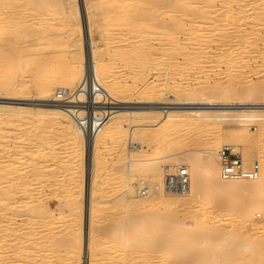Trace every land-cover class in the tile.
Returning a JSON list of instances; mask_svg holds the SVG:
<instances>
[{
    "label": "rangeland",
    "instance_id": "obj_1",
    "mask_svg": "<svg viewBox=\"0 0 264 264\" xmlns=\"http://www.w3.org/2000/svg\"><path fill=\"white\" fill-rule=\"evenodd\" d=\"M28 1L33 3H27L25 7L20 8L21 10L14 8V12H17L16 16L19 18L17 20V26L20 27V31H16V34L18 33L16 37L23 42V45H26L25 49L27 50L25 51H28V54L33 53V56L31 55L32 57L28 56L23 58L21 65L18 66L16 64L14 68H11L12 70H10L12 72L11 76H14L13 78H15L13 82L15 89H24L25 86L28 92L20 94L17 92H0V173L4 170V173L8 175L6 178H2L0 175V264H126L123 262V259L128 256H131L132 261L134 260L131 264H189L190 262L186 259H184L186 261L184 262L183 259H175L173 256H169L168 253L166 254L160 251L154 253L149 250L138 251L133 247L134 245H131V243L129 245L127 242L128 240L131 242L133 237H138L143 233L146 235V238L149 236L147 240L150 239L148 241L150 246L153 247L154 244L157 245L160 243L161 237L154 236L153 239L155 232L152 230V222L145 221V219H149L150 217H155L157 220L164 219L167 223H169L168 221H172L171 223L175 224L170 223L169 225L173 227L181 226L183 228L185 227L184 225L197 226L203 223L204 225H200V227H205L203 228L204 230L198 229L202 233L195 230L188 235L187 240L190 241L189 244L188 242L187 245L186 242L177 243L178 245H183L179 246V248L183 249H194L195 247L199 248V246L203 243L205 244L208 239H211L213 246L209 254L213 253L218 254L219 256L223 252V254L229 255L231 250L235 248V242L240 239L243 240L245 237H249V239H252L253 241L262 240V242H264V213L261 211V209H264V202L261 204V200V202L257 203L256 201H251L248 198H238L236 194H230V196L228 193L226 194L224 192L225 197L223 195L224 193L222 194L223 197L220 196L221 194L211 195L208 200L205 199L203 202L202 200L206 198V196H204L206 192L201 191L195 198L190 200L191 202L189 205L179 208L181 205L183 206L180 201L177 202V204L175 201L168 204H162L159 203V200L157 199V204H155V206L160 208L157 210L160 211V213L162 212L161 215H158L159 213L157 214V212H155L153 216H151V214L139 216L140 219H138V221L135 220V223L142 221V224L137 228V231L131 230L130 222H128L130 223L129 225L128 223L125 224L124 221H126L128 214L124 209L125 206L120 203L118 204L116 200L118 195L128 188L126 183L131 185L133 183H138L141 180H145L147 184H157V182H159L158 180L161 177H159L157 173H152L148 169L142 167H136L132 170L130 178H128L127 165L129 164V161L131 162L136 159L142 160L144 155L149 158H154V156L156 157L158 150L160 151L161 147L166 144L167 145L165 147L167 151L165 152H168L170 157L171 153H177L178 155H182L184 157H196L200 151L209 148V141L216 140V142H223V145L221 146L228 145L232 148L237 147V151L235 153L246 163L250 164L260 162L259 159L261 157L264 158V153H260L257 152L258 150H255L256 146L254 145L255 141L253 138H238L233 140L226 137L225 133L227 131L230 132L235 127H239L241 125L240 122L223 123L222 126L225 129L224 132L217 130L207 132L203 131V127H201L202 129H199L198 127L187 126V129L186 126H184L185 128L175 127L176 130L174 129V131L169 135H166V132L171 128L170 124L164 123V121L155 118H150L146 121H132L130 119H125L123 120L125 126L108 122L107 125L104 127L102 126L100 130L101 134L98 136V162L95 167V179L93 180V183L91 182L94 187L93 196L91 195V198L90 194H88L87 187L90 183V148H87L86 137L83 136L84 131L72 114L73 107H79V104L83 101V95L80 91L81 89L76 91V86V89L74 87V92L68 90L67 88L61 90L65 91L67 94L74 93L75 95L73 100L68 101L69 103H65L58 98L61 91L41 93L38 87L30 84L32 78L34 79L36 68L39 66V60L43 63L44 69H46L49 73L48 76L52 77V79L57 76L56 74L61 72L63 67H68L67 76L69 75V81H75L73 76L75 70L79 66V59L82 57L83 60H87L86 67H88L90 56H92V52L90 50L93 49V53L96 54L98 59L102 63H106L105 65L110 66V77H112L109 80L118 84L117 86H111L112 84L109 82L108 85L115 92L102 94L105 100L98 101V104L94 105V107L101 109V112H98V114L113 113L110 111H113L112 109L116 106H146L155 110L147 112L150 114H160L162 113V110L167 107L186 106L179 103L177 97L171 98V93L168 90H165V87L163 88L165 92L162 91L163 95L161 96H156V93L153 95L149 94L146 98L143 95L148 94L146 92V87L149 85L152 86V84L154 85L155 83V85L163 82H168V84L171 85L174 81L185 83L189 80H186L185 78H195L198 75L202 76V74L194 73H196L198 69H203L204 67L205 69H208L207 67H209L210 73L212 74L208 79L210 83L215 84L220 82L222 83V87L230 91L232 85L230 82L231 80H229L225 74H222L223 76L218 74L220 73L218 71L222 72L225 70L226 64H217L213 59L230 53L232 56L234 54L235 57H240L242 56V50V53H244L243 55H247L248 51L250 48L252 49L253 46L248 43L249 41H253H251V39L249 40L248 37H245V34L244 37L246 41L249 40L247 45L251 46H248L250 48L247 47V51L246 47H244L246 45H240V39L234 38L235 35H238L234 33L236 32L233 30L234 28H232L233 32L231 28L229 30L225 28L226 31H224L223 24L225 23L224 21H226V15L224 13H226L225 10L227 8L224 0H208V5L206 4L205 6L204 4L207 2L206 0H183L184 2H192L188 13H184L178 8L171 7L172 4H175L178 0H169L170 4L165 7H160L159 10L161 9V11H158V13H161L160 22L163 26L161 29H164L169 33H176L179 40L182 42L183 47H186L184 48V52L176 55V57L171 56L170 54L166 55L168 57L163 55L167 58H163L164 60L161 56H158L157 64L159 66L155 64H146V66L142 65L141 67H137V65H135L136 67L132 66V68L128 61L122 60V57L117 54L127 53L128 50H132L133 47L134 49H137L140 44H145L146 46L148 43H152L153 40H150L152 36L150 37L148 34L149 38L147 37L148 39H146V35L143 34L145 33V30L142 26L134 27L130 33L128 29H126V26H122L121 21H112L114 23L113 25L111 22L108 24V21L105 19L107 15H112L113 17L117 16L120 18L125 14L124 10L126 11L127 9L133 8L131 5H129V8L124 9L121 7L122 5L119 4L122 0H50L56 3L55 5L53 4V7L51 4H47L49 0ZM146 1L148 2L150 0H133L132 3L137 6L138 10V8L141 9L143 7H147ZM60 3L61 5H59ZM231 5H233V8L237 7L235 3H232ZM68 7H71L75 11L77 9L78 11L76 15L74 14V11L73 14L70 13V15L68 14V17H65L64 11L68 9ZM10 8L5 10L3 9L1 12L6 13V15H4L7 16ZM57 10L59 13L56 12ZM19 11L20 13L18 14ZM138 15L140 18H143L147 15V12L140 10ZM121 19L125 21V16L121 17ZM198 21L203 22L199 23ZM232 22L233 24L235 23L234 21H231V23ZM180 24L185 25V31H183L182 28L179 30L177 26ZM17 26L16 28H18ZM210 26L213 27L210 28ZM248 26L249 27H247V29L250 30L251 26ZM220 27H222V29H220ZM187 29H190L191 31L199 29L202 30L200 31L202 34L198 32L199 30L196 31L199 33L197 34L196 32L193 33ZM11 31L12 30L10 28H5V25L1 27L0 43L9 38ZM177 32H179V34ZM226 32L229 35H234L226 37L224 35ZM195 33L197 35H195ZM249 34H251V31L247 32V35ZM191 35L195 36L192 37ZM198 35L202 36L201 41L204 39V44L203 42H200L201 36ZM221 36H225L224 40H227L225 38L230 39L228 40L229 42L226 41L223 43L224 40L221 39ZM191 38H197V40H191ZM205 40H212V43L206 42ZM157 43H159V41ZM199 45L202 46L199 47ZM258 45L261 48L263 41L261 40L258 42ZM158 46L160 45H157V47ZM227 46L229 49L226 48ZM204 47H206L207 50H203ZM240 47L241 49H239ZM194 48L197 49L194 50ZM244 48L247 52L244 51ZM156 49H153L152 52L154 53ZM158 49L160 50V47H158ZM199 49L207 52L204 53ZM226 49L228 52H231L227 53ZM159 50H157V52ZM233 50L235 52H233ZM185 52H187V55L190 54L191 56L192 54L193 57L196 56V59L194 57L195 60H197L198 56L201 57V59L199 57L198 59L202 61L193 62L197 64V66L189 60L186 61V56L184 55ZM238 52H240L239 55ZM216 55L220 56L217 57ZM248 55H250V53H248ZM262 56L264 57V55ZM262 56L259 58L260 61L257 60V62L254 63L251 62V69H260V74L252 75L251 78V80L253 79L252 82L257 84L258 90L256 98L251 99L253 101L252 104L248 106L242 105L244 109H264V68L262 67L264 64L260 63L262 61L261 59H263ZM31 58L34 59V61H32L33 63L31 61L28 62ZM135 58H140V56H135ZM24 59H26V61ZM206 59L208 62H206ZM200 62L202 64H200ZM198 64L200 67H198ZM252 64L254 65L252 66ZM129 66L130 68H128ZM16 67L17 69H15ZM151 70L152 72H150ZM166 74L169 77L167 76V79L165 80ZM260 77L263 80L262 82L258 80ZM122 80H124L125 83ZM193 82L196 83V81ZM250 87L251 86L248 85L245 88V97L248 96V90ZM151 96H153V102L147 103L149 100L148 97L151 98ZM247 98L248 97L244 98V101H249ZM196 106L202 105L198 103L193 105V107ZM207 106L213 109L215 108L214 106L217 105L209 104ZM239 106V104H225L217 108H239ZM23 116L26 119L22 120L21 118ZM8 117H14L18 121L8 123L5 121ZM110 117L111 116H109V118ZM131 124L139 126L138 128H140V130H136L135 133H131L126 127V125ZM250 127L254 130L259 129L257 131H261L263 128L259 122H255ZM27 129V133L30 135L22 136L21 133L23 131L26 132ZM157 130L159 133H157ZM29 131H31V133H29ZM38 132H42L40 134L44 136H40ZM254 135H258L256 131ZM164 139H168L165 140L167 141L166 143ZM262 140L264 144V137ZM133 142L135 145L139 146L140 149L137 151H131L130 149ZM171 148H173V150ZM220 149H217V152H219ZM133 157L136 159H131ZM163 166H166V164ZM129 189H131L130 193L135 195L132 191V186L131 188L129 187ZM75 193L78 194L79 197H77ZM228 196L230 197L229 199H232L229 200L227 198ZM75 198L78 200V203H71V201ZM86 198L88 200L94 198V208L90 211V217L93 221L94 230L92 233L94 236L93 246L95 247L93 252L91 251L90 237L87 238L84 233ZM216 198L217 200H215ZM223 198L224 200L227 199L225 203ZM140 199H146V201L142 200L140 204L151 201L147 200V198ZM238 199L242 201L239 200V203V201H237ZM3 203L5 207L1 206ZM233 203L235 205L238 203L236 205H239L238 208H233ZM255 204L258 205V208L257 206L254 207L253 211L250 210L246 212L248 209L243 210L248 205L253 206ZM240 209L242 212H240ZM30 211L34 212V214L30 213ZM243 216L248 217L246 218ZM202 220H204V222H202ZM236 228H239L240 231L234 232L233 230ZM166 230L169 229L167 228ZM170 231L171 230L165 232L171 233ZM125 233H128L126 237H124V235H126ZM172 233H174L172 234L173 236L175 235V237L180 239L183 237V235L179 232V234L175 231ZM199 236H201V238L202 236H206L207 238L199 239ZM130 246H132V248ZM203 248L204 246L202 249ZM236 250H233L232 253L236 252ZM232 253L229 257L230 259L232 258L231 256L235 254ZM234 256L235 257L233 258H236V254ZM147 257H151L152 260ZM191 264H193V262H191ZM202 264H204L203 261Z\"/></svg>",
    "mask_w": 264,
    "mask_h": 264
},
{
    "label": "bare ground",
    "instance_id": "obj_2",
    "mask_svg": "<svg viewBox=\"0 0 264 264\" xmlns=\"http://www.w3.org/2000/svg\"><path fill=\"white\" fill-rule=\"evenodd\" d=\"M132 1L133 0H122L121 3H119L122 5V6L121 5L120 6L123 7L124 9L129 8V5H131V7H133L132 9H127L126 11L124 10L125 14L122 15L121 17L125 16V21L122 20L121 17L120 18H118L117 16L113 17L112 15H107V14H106L107 17H105L106 21H108V24H109L110 22L111 23H113L114 21L118 22V20H119V21H121L122 26L124 25L127 27L126 29H128L129 32L132 31L133 28L136 26H139V27L142 26V28H144V30H145V33L147 32L146 34L143 33L144 35H146V39H148L149 36L150 37L152 36L151 37L152 39L150 38V40H153L154 42L152 41V43H150V44L148 43V45H146V46H145V44L144 45L140 44V46H138L139 44L136 42L138 44L137 49H134V47H133V49L130 51L128 50L127 53L117 54L118 56L122 57V60L128 61L131 68H132V66L136 67L135 65H137V67H141L142 65L146 66V64L158 65L157 64V62H158L157 57L158 56H161L162 59L163 58L167 59L166 57H168V56H166V55H168V54L176 57V55L180 54L181 52H184V50H185L184 48H186V47H183L182 42L178 38V35L176 33H169L167 31H165L164 29L163 30L161 29L163 27L162 23L160 22L161 13H158V11H161V9L159 10L160 7H165V6L169 5L170 4L169 0H150L148 2L146 1L147 7H143L141 9L138 8V10H137V6L134 5V3H132ZM206 1L207 2L204 4V6L208 3V0H206ZM58 2H57V4H58ZM224 2H225V5L227 6V8L225 10L226 13H224L226 15L225 16L226 21H224L225 23L223 24L224 31H226V29L229 30L231 28V30H232V28H234L233 30L236 31L234 33L238 34V35H235L234 38H239L240 39V41H239L240 45L241 44H243V46L246 45V46H244V47H246V50H247L248 46L253 45L252 49L250 48L251 47L250 46V47H248V48H250V50L249 51L247 50L248 53H250V55H248V53H247V55H243L244 53H242L243 52V50H242L241 51L242 56H240V57L236 56L235 57L234 54H233V56L230 55L231 51L228 52L226 49L227 53H230V54L223 55V56L221 55V57H218L220 55H218V56L216 55L218 58L215 57L213 59L214 61H216L217 64H220V63L226 64L225 70L222 72L218 71L220 73H218V72L217 73L221 74V75L225 74L228 77V79L231 80L230 82L232 83V85H231L230 91H228L226 88L222 87V83H220V82L215 83V84H212L209 82V80H208L209 76L212 75L210 73L209 67H207L208 69H205V67H204L203 68L204 70L202 68H200L201 70L198 69V71H196V73H194V74H202V76L198 75L195 78H185V77H188V76H185L184 78L186 80L189 79L185 83L184 82H182V83L176 82V81L172 80L174 82H172L173 84H171V85L168 84V82H165V83L160 82L161 84L155 85L156 84L155 83L154 85L152 84V86L151 85H149L148 87L145 86L147 88V91L146 90H144V91H146L148 94H146V95L144 94L143 96L146 97L147 95L149 96V94L153 95L156 93H157L156 96H161V95H163L162 91H164L163 88L165 87L164 89L168 90L171 93L170 94L171 98L177 97L179 100V103L186 105L183 107H179V106L178 107H176V106L175 107H167V108L163 109L162 113H160V114H153V113L150 114L147 112H151V111H155V110L150 109L146 106H143V107H136V105H135V107L116 106V107H114V109H112L113 111H110V112H113V113H110L111 115L106 114V113L105 114H103V113L98 114V112H101L100 111L101 109L94 107V105L98 104V101H104L105 100L103 98L102 94L115 92L108 85L109 82H110V84H112L111 86H117L118 84H115L114 81L109 80L112 77V76L110 77V73H111L110 68H109L110 66L105 65L106 63L104 64V62L102 63L98 59L96 54L93 53V49L90 50L92 52V56H90V61L88 62V67H86L87 60H83L82 57L79 59V66L75 70V73L73 76V78H75L76 83H75V81H73V82L69 81V77H68L69 75L67 76L68 67H63L61 72L56 74L57 76H55L52 79V77L48 76L49 73L46 71V69H44L43 63L40 62V60H39V62H38L39 66L36 68V72L34 74V79L32 78V81L30 80L31 81L30 84H33L34 86L38 87L40 89L41 93H48V92H52V91H61V90L66 89V88L68 90L74 92L76 89V86H77L76 91L81 89L80 91L83 95L82 96L83 101L79 104L80 105L79 107H73L72 114L76 118V120H77L78 124L80 125V127L82 128V130L84 131L83 136L86 137L87 148L88 147L90 148L89 149L90 150V155H89V158H90L89 159V161H90V168H89V170H90V173H89L90 183L87 187H88V194H90L91 198L93 196V190H94L93 184H91V182L93 183V180L95 179V173H96L95 167H96V164L98 162V158H97V148H98L97 145H98V140H99L98 136H100V134H101L100 130H101L102 126L104 127L105 125L108 124V122L114 123L116 125L118 124V125L125 126L123 123V120H125V119H128V120L130 119L132 121L133 120H137V121H141V120L143 121L144 120V121H146L147 119L155 118V119H159L161 121H164V123H169L171 128H173V129L170 128V130L168 129L169 131L166 132V135L171 134L174 131L175 127L182 128L184 126H186V128H187V126L196 127V128L198 127L199 129L201 127H203V129H204L203 131H207V132L208 131L213 132L215 130L220 131V132L221 131L224 132L225 129L222 126L223 123H225V122H232V123L240 122L241 125L239 127H235L230 132L227 131L225 133L226 137H228L229 139H233V140L238 139V138L239 139L240 138L245 139V138L251 137L255 141V144H254L256 146L255 150H258L257 152L264 153V144H263V140H262V138L264 137V109L263 110L244 109V107H243V106H248V105L252 104L253 101L251 99L256 98V96H257V90H258L257 84L253 83L252 82L253 79L251 80V78H252V75L260 74V69H256V68L251 69V62L254 63V62H257V60L260 61L259 58L262 55H264L263 54L264 53V23H263L264 22V0H224ZM27 3L32 4L33 2L31 3L28 0H0V29H1V27H3L5 25V28H7V29L10 28L12 30L9 38L3 40L0 43V92H6V93L17 92L19 94L28 92L27 88H25L24 85H23L24 89H22V88L15 89V86L13 83L15 78H13L14 76L13 77L11 76L12 72L10 71V70H12L11 68H14V66L16 64L18 66L21 65L23 62L22 61L23 58H26L28 56L30 57L31 55L33 56V53L28 54V51H25V50H27V49H25L26 45H23L22 44L23 42H21V40H19L16 37L18 34V33L16 34V31L17 30L20 31V27L17 26V20L19 18L16 16L17 12L16 13L14 12V8L15 9L17 8L19 10L20 8L25 7L27 5ZM232 3L233 4L235 3L237 7L233 8V5H231ZM47 4L48 5L51 4V6H53V4L55 5L56 3H54V1L49 0V2ZM211 4H212V2H211ZM59 5H61V3ZM191 5H192L191 1L184 2L183 0H178L175 4H172L171 7L178 8L181 11H183L184 13H188ZM46 7H47V5H46ZM7 8H10L11 10L9 9L8 10L9 13L7 12L8 14H7V16H5L6 13H2L1 11H3V9L5 10ZM213 8H215V7H213ZM88 10H89V8H88ZM140 10L146 11L147 15L143 18H140L138 15V12ZM74 11H75L74 9H72L71 7H68V9H66L64 11V16L68 17V14L69 15H70V13L73 14ZM77 11L78 10L76 9V11L74 13L75 15H76ZM213 11H214V9H213ZM56 12L59 13L58 10ZM210 12H212V11H210ZM19 13H20V11L18 12V14ZM108 14H110V13H108ZM216 19H218V18H216ZM231 21H234L235 23L233 24V22L231 23ZM200 22L202 23L203 21H200ZM209 22H211V21H209ZM195 23H197V22H195ZM195 23H192V24H195ZM205 23H206V20H205ZM113 25H114V23H113ZM197 25H200V24H197ZM248 25L251 26L250 27L251 29L249 28L250 30L247 29V27H249ZM16 26L19 29L16 28ZM177 27L179 28V30L182 28L183 31H185V29H186L184 24H180ZM196 27H198V26H196ZM212 27L210 26V28H212ZM222 27H220V29H222ZM21 29H22V27H21ZM169 30H171V29H169ZM187 30H190V29H187ZM197 30H199V29H197ZM233 30H232V32H233ZM139 31H141V30H139ZM196 31H191V32L194 33ZM200 31H202V30H199L198 32L200 33ZM213 31H214V29H213ZM248 31H251V34L247 35ZM179 32H177V33L179 34ZM198 32H196V33L199 34ZM186 33H188V32H186ZM196 33H195V35H197ZM226 33L224 34L226 37H230V36L234 35V34L229 35L228 33L227 34ZM148 34H149V36H148ZM200 34H202V33H200ZM245 34H246V36H245ZM195 35H193V36L191 35V36L194 37ZM198 36H201V35H198ZM198 36H196V37H198ZM209 36H211V35H209ZM244 36L248 37L249 40L251 39V41H253V42H250L249 40L246 41ZM142 37H145V36H142ZM203 37H206V36H203ZM221 37H222L221 39L224 40V37L223 36H221ZM201 38H202V36L200 37V42L201 43L203 42V44H204L205 43L204 39H203V41H201L202 40ZM187 39H189V38H187ZM225 39H227V40H224V41L222 40L223 43H225L226 41L229 42L228 40H230L228 38H225ZM157 40L159 41V43H157L158 42ZM191 40H197V38L196 39L191 38ZM259 40L263 41V45L261 46V48L258 45V42H260ZM211 41H206V42H211ZM248 41H249V43H248ZM185 42H187V41H185ZM185 42H183V43H185ZM218 42H217V44H218ZM247 43L250 45H247ZM157 45H160V46H158V47H160V50L158 49ZM215 45H216V43H215ZM201 46L202 45H199V47H201ZM243 46H241V47H243ZM131 47H132V45H131ZM208 47H209V44H208ZM241 47L239 49H241ZM226 48L229 49L228 46ZM153 49H156L154 53L152 52ZM196 49L194 48V50H196ZM204 49L207 50L206 47H204L203 50ZM157 50H159V51L157 52ZM199 50L202 51V49H199ZM199 50H197V51H199ZM235 50H236V48H235ZM246 50L244 48L245 52H247ZM165 51H166V53H165ZM237 51H238V48H237ZM121 52H119V53H121ZM188 52H190V51H188ZM202 52L206 53L207 51H202ZM233 52H235V51L233 50ZM186 53L187 52L184 53V55L186 56L185 57L186 61L189 60L191 63H193L195 61H197V62L202 61V60H200L201 57L198 56L200 59H198V57H197V60H195L196 56H194L195 57V59H194L192 54L190 56V54L187 55ZM109 54H111V53H109ZM239 54H240V52H238V55ZM163 55H165L166 57ZM135 56H140V58H135ZM182 58H184V57H182ZM262 58L263 59H261L262 61L260 63L264 64V57L262 56ZM31 59H29L28 62L34 61V59H32V60ZM24 60L26 61V59H24ZM173 61H175V60H173ZM152 62H156V63H152ZM206 62H208L207 59H206ZM119 63H121V62H119ZM210 63H211V61H210ZM193 64H195V63H193ZM200 64H202V63L200 62ZM189 65H191V64H189ZM195 65L197 66V64H195ZM253 65L254 64H252V66ZM130 66L128 68H130ZM203 66H204V64H203ZM205 66H206V64H205ZM207 66H209V65H207ZM223 66H225V65H223ZM17 67L15 69H17ZM198 67H200L199 64H198ZM262 67L264 68V65H262ZM173 68H174V66H173ZM139 72H141V71H139ZM150 72H152V70ZM21 74H23V73H21ZM189 74H191V73H189ZM167 76L168 75L166 74L165 80L167 79ZM133 77H135V76H133ZM147 78H148V76H147ZM170 79H171V77H170ZM124 80H122V81H124ZM176 80H177V78H176ZM182 80H184V79H182ZM258 80L260 82L263 81L261 77L258 78ZM193 81H196V83H194ZM169 82H171V81H169ZM124 83H125V81H124ZM15 85H16V83H15ZM248 85L251 86L250 89L248 90L249 94H248V96H246V97H248L247 99H249V101H244L245 100L244 98H246L244 96L246 93L245 88ZM74 87H75V89H74ZM142 87H144V86H142ZM114 88H116V87H114ZM141 91H143V90H141ZM146 92H144V93H146ZM74 96H75L74 93L67 94L65 91H61L58 95V98L61 99L62 101H64L65 103H69L68 101L73 100ZM152 97L153 96H151V98L148 97L149 100L147 101V103L153 102ZM84 103H86V105H84ZM197 103L201 104L202 106L193 107V105L197 104ZM209 104H215L217 106H214L215 108L212 109L211 107L207 106ZM225 104H239L240 106H239V108H237V107L222 108V109L217 108V107H220L221 105H225ZM104 105H106V104H104ZM86 109H88V111H87L88 113L91 112V114L89 115V116H91V118L85 127V125H83L81 121L86 116ZM109 116H111V117L109 118ZM21 119L23 120L26 118H24V116H23ZM100 119L102 121H100ZM5 121L8 123H14L15 121H18V120H16V118H14V117H12V118L8 117V118H6ZM255 122H257V123L259 122V124L263 127L261 131H257L259 129L254 130L250 127ZM126 127L130 130L131 133H135L136 130H140V128H138L139 126H137V125L135 126L134 124L126 125ZM43 128H41V129H43ZM255 131L258 134L257 136L254 135ZM27 132H28V129L26 130V132L23 131L21 133L22 136L30 135ZM42 132H40V133H42ZM29 133H31V131H29ZM40 133L38 132V134L41 136L42 134H40ZM157 133H159L158 130H157ZM34 136H37V135H34ZM42 136H44V135H42ZM137 138H138V136H137ZM165 140H168V139H164V141ZM166 142L167 141H165V143ZM165 143H164V145H165ZM222 143H221V141L216 142V140L209 141V145H210L209 148L206 150L200 151L196 155V157L195 156L184 157L182 155H178L176 152L175 153L177 154V156H176V154L171 153V157H170L169 153L167 152L168 153L167 154L165 152V151H167V149L165 147L167 145L166 144L165 146H162L165 148L161 147L160 151L158 150V153H157L156 157L154 156V158H152V157L149 158L146 155H144L146 157L143 156L142 160H137L134 157L131 158V159H136V160H133L131 162L129 161V164L127 165V175L129 176L128 178H130V174H131L132 170H134L136 167L146 168L149 171H151L152 173H157L159 175V177H161V178L158 180L159 182H157V184H147V182H145V180H141L140 182L133 183L131 185L129 183H126L128 188L126 187L127 189H125L122 193H120V195H118V197H117L118 199L116 198L118 204L120 203V204L125 206L124 209L126 210V212L128 214L126 221H124L125 224L130 222L131 223V230L137 231V228L142 224V221L135 223V220L138 221V219H140L139 216L148 215V214H151V216H153V214L155 212H157V214L159 213L158 215H161L162 212L160 213V211L157 210L160 208L159 207L157 208L155 206V204H157V199L159 200V203H162V204H168V203L173 202V201H175L177 204V202L180 201L183 204V206L180 204L182 207L180 206L179 208H183L186 205H189L191 202L190 200L195 198L201 191L206 192L204 195V196H206V198H204V200H202L203 202L205 201V199L208 200L209 196H211V195H216V194L220 195L221 194L220 195L221 197H223V195L225 197V193L226 194L228 193L229 195L230 194H234V195L236 194L238 198H248L249 200L256 201L257 203L262 201L261 204H263V202H264L263 201L264 200V158L259 157L260 158L259 163L262 167V172H261V176L258 179H256V180L223 179L224 177L221 174V169L219 166L220 152H217V149L224 147V146H221V145H223ZM250 148H251V146H250ZM138 149H140V147L135 145V143L133 142V145L131 146L130 150L131 151H133V150L137 151ZM171 149L173 150V148H171ZM232 150L234 152H236L237 147H233ZM160 152H163V153H160ZM249 154H250V152H249ZM178 156H180V157H178ZM164 164H166V166H163ZM3 167H5V166H3ZM181 168L186 169L190 174V187H189V189L186 190L185 192H176V191H173V190L166 188L165 185H166V180H167L168 175L178 173ZM4 172L5 171L3 170L2 173H0L2 178L3 177L6 178L8 176ZM191 176H192V179H191ZM144 185L145 186L147 185L146 187L150 190L149 195H147L145 197H144V195L141 194L142 190H140L141 187ZM131 186H132V191L135 195L130 193L131 189H129V187L131 188ZM1 190H3V189H1ZM9 191H11V190H9ZM76 195H77V197H79L78 194H76ZM220 196H219V198H220ZM140 198H147V200H151V201H147L148 203L144 202V204H142V203L140 204V202L142 200L146 201V199H140ZM219 198H218V200L221 202V200H220L221 198L220 199ZM227 198L229 199L230 197L228 196ZM93 199H90V200H88L87 198L85 199V210L86 211L84 213V215H85V220H84L85 231H84V233L87 236V238L90 237V246H91L92 252L95 249V247L93 246L94 245V241H93L94 236L92 234L94 231L93 230V221L91 220V217H90V211L92 208H94ZM231 199H229V200H231ZM113 200H115V199H113ZM215 200H217V198ZM223 200H224V198H223ZM226 200H224V203ZM233 200H234V198H233ZM239 200L240 199H238L237 201H239ZM77 201L78 200L75 198L74 200L71 201V203L72 202L78 203ZM94 201H96V200H94ZM219 201H217V202H219ZM240 201H242V200H240ZM240 201H239V203H240ZM245 204H247V203H245ZM252 204H250V205H252ZM236 205L234 204L233 208L234 207L238 208L239 205L238 206H236ZM1 206L5 207L4 203L1 204ZM248 206L245 207L243 210L248 209L246 211V212H248L250 210L253 211V208L256 206L258 208V205H256V204L253 206H249V208H248ZM71 209H73V208H71ZM184 210H185V208H184ZM261 211H262V213H264V209L263 210L261 209ZM240 212H242V210ZM240 212H239V214H240ZM30 213L34 214V212H32V211H30ZM35 213H36V210H35ZM243 217H246V216H243ZM155 219H156L155 217H150L149 219H145V221L152 222V230L155 232L154 233L155 235H153V239H154V236L155 237L156 236L161 237L160 243L159 244L156 243L157 245L154 244L155 246L153 245V247L150 246L149 242H148L150 239L147 240L149 236H147V238H146V235L143 233L144 236H143V234H141L142 236L139 235L138 237H135V238L133 237L131 239V242L127 238V240H128L127 242L129 243V245L131 243V245H134L133 247L135 249H137L138 251L139 250H144V251L149 250L150 252L152 251L154 253L159 252V251L166 253V254L168 253L169 256H171V257L173 256L175 259H183V260L186 259L188 262H190L189 264H191V262H193V264L194 263L195 264H202V261L204 262V264H264V242H262V240L261 241H259V240L253 241L252 239H249V237H245V238H243V240L240 239L237 242H235V248L237 250L232 247L233 250H236V252H234L236 254V258H233V257H235L234 256L235 254L232 253L233 250H231L229 255L223 254L224 253L223 252L222 254L220 253L221 255L218 256V254H213V253L209 254V252L213 246L211 239H208L206 242L204 241L205 244L203 243L201 245L202 247L204 246L203 249L201 246H199V248L195 247L194 249L193 248L183 249V248H179V246H183V245L177 244V243H183V242H186V245H187V242L189 244L190 241L187 240L188 235H190L195 230H198V229L201 230V229L205 228V227H203V228L200 227V225L201 226L204 225L203 223L200 225H197V226L184 225L185 227L182 228L181 226L180 227L179 226L173 227V226L169 225L172 221L171 222L168 221L169 223H167V221L165 222L164 219L163 220H161V219L155 220ZM202 222H204V220H202ZM130 223H128V225ZM171 224H175V223H171ZM167 228L169 230H171L170 231L171 233L165 232V231H169V230H166ZM91 229H92V232H91ZM89 230H90V232H89ZM199 230H198V232L202 233ZM174 231L177 232V234L181 233V235H183L182 239L175 237V235L173 236L172 234H174V233H172V232H174ZM233 231L238 232L240 230H239V228L238 229L236 228ZM89 233H90V235H89ZM127 234L124 235V237H126ZM169 234H171V235H169ZM200 238H201V236H199V239ZM205 238H207V237L202 236L201 239H205ZM152 243H155V242H152ZM88 244H89V242H88ZM130 247L132 248V246H130ZM200 252H203V253H200ZM231 253L234 254L231 256L233 258V260H232V258L231 259L229 258ZM91 255H93V254H91ZM134 255H137V254H134ZM147 258L152 260L151 257H147ZM133 261H132L131 256L125 257L123 259V262H125L126 264L127 263L131 264ZM184 262H186V261L184 260Z\"/></svg>",
    "mask_w": 264,
    "mask_h": 264
},
{
    "label": "built area",
    "instance_id": "obj_3",
    "mask_svg": "<svg viewBox=\"0 0 264 264\" xmlns=\"http://www.w3.org/2000/svg\"><path fill=\"white\" fill-rule=\"evenodd\" d=\"M86 105V103H84ZM86 116L81 121L83 125H87L91 114L87 112ZM94 116V115H93ZM100 121H102L100 119ZM219 166L223 179H236V180H256L261 176L262 167L259 162L246 163L239 155H237L231 146H224L220 149ZM147 186V185H146ZM145 185L141 187L142 195H149L150 190ZM166 188L176 191L185 192L190 187V174L181 168L176 174H169L166 180Z\"/></svg>",
    "mask_w": 264,
    "mask_h": 264
}]
</instances>
